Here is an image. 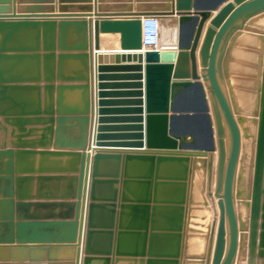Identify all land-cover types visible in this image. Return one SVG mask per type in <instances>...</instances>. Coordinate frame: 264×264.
Returning <instances> with one entry per match:
<instances>
[{
    "label": "water",
    "instance_id": "95a60500",
    "mask_svg": "<svg viewBox=\"0 0 264 264\" xmlns=\"http://www.w3.org/2000/svg\"><path fill=\"white\" fill-rule=\"evenodd\" d=\"M150 15L175 48L142 47ZM10 249L264 264V0H0V264H27Z\"/></svg>",
    "mask_w": 264,
    "mask_h": 264
},
{
    "label": "bare ground",
    "instance_id": "6f19581e",
    "mask_svg": "<svg viewBox=\"0 0 264 264\" xmlns=\"http://www.w3.org/2000/svg\"><path fill=\"white\" fill-rule=\"evenodd\" d=\"M173 19H174L173 17H169V16H164L160 19L161 22H160L159 38H165V44H162V45L167 46L168 48H175L177 29H176ZM106 40H103V36H100V50H99L100 52H112L118 49L119 47L118 42L112 43V42H106ZM159 46L161 45H159V39H158L157 48H159ZM223 145H224V148L226 149L225 151L228 154L229 149H230V134L228 135L226 139H224ZM218 152L215 153L216 157L218 156ZM216 162H217V159H216ZM242 262L244 261H241V263Z\"/></svg>",
    "mask_w": 264,
    "mask_h": 264
},
{
    "label": "crops",
    "instance_id": "0c3cea01",
    "mask_svg": "<svg viewBox=\"0 0 264 264\" xmlns=\"http://www.w3.org/2000/svg\"><path fill=\"white\" fill-rule=\"evenodd\" d=\"M105 35L115 36L117 38L116 42H118V35L117 34H115V35L114 34H101L100 36H105ZM162 44H165V38H159V45H161V46H159V48H162V49L168 48L167 46H163ZM216 159H217V157L215 155V161H216ZM66 254H67V251L65 253H64V251H59L55 254V256H57L56 259H57L58 263H62V262L67 261ZM1 255H3V257L7 256L9 259H17V260H19V259L23 260L24 259L27 264L31 263L29 261V259L32 258V256L30 255V253L28 251H26V252H18V251L12 252L11 249L9 250V252L1 254ZM242 264H245V262H242Z\"/></svg>",
    "mask_w": 264,
    "mask_h": 264
},
{
    "label": "built area",
    "instance_id": "2783aa9c",
    "mask_svg": "<svg viewBox=\"0 0 264 264\" xmlns=\"http://www.w3.org/2000/svg\"><path fill=\"white\" fill-rule=\"evenodd\" d=\"M148 20V16L141 19V45L144 49L157 48L158 37L154 32L155 28H152V24Z\"/></svg>",
    "mask_w": 264,
    "mask_h": 264
},
{
    "label": "rangeland",
    "instance_id": "374dc122",
    "mask_svg": "<svg viewBox=\"0 0 264 264\" xmlns=\"http://www.w3.org/2000/svg\"><path fill=\"white\" fill-rule=\"evenodd\" d=\"M107 39V40H106ZM103 40H106V42H112V43H115L116 42V40H117V38L115 37V36H111V35H105V36H103ZM114 40V41H113ZM220 125H221V128H222V130H223V141H224V139H226L227 137H228V135H229V132H228V128L226 127V124L224 123V121L222 120V122H220ZM222 158H221V161H223L222 162V164L225 162V160H226V158H227V156H225V155H227V152L225 151L226 149L224 148V145H223V147H222ZM226 152V153H225ZM223 159V160H222ZM215 171H216V169H215Z\"/></svg>",
    "mask_w": 264,
    "mask_h": 264
},
{
    "label": "clouds",
    "instance_id": "9594fccd",
    "mask_svg": "<svg viewBox=\"0 0 264 264\" xmlns=\"http://www.w3.org/2000/svg\"><path fill=\"white\" fill-rule=\"evenodd\" d=\"M149 17V22H151L152 24V28L154 27V32L157 35L158 39H159V34H160V26H159V22H158V18L156 16L150 15Z\"/></svg>",
    "mask_w": 264,
    "mask_h": 264
}]
</instances>
